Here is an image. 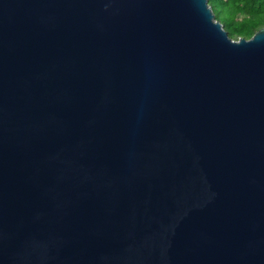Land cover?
I'll use <instances>...</instances> for the list:
<instances>
[{"label":"water","instance_id":"1","mask_svg":"<svg viewBox=\"0 0 264 264\" xmlns=\"http://www.w3.org/2000/svg\"><path fill=\"white\" fill-rule=\"evenodd\" d=\"M0 264H264V27L0 0Z\"/></svg>","mask_w":264,"mask_h":264},{"label":"trees","instance_id":"2","mask_svg":"<svg viewBox=\"0 0 264 264\" xmlns=\"http://www.w3.org/2000/svg\"><path fill=\"white\" fill-rule=\"evenodd\" d=\"M214 12L224 16L221 20L233 37H251L264 27V0H209Z\"/></svg>","mask_w":264,"mask_h":264},{"label":"rangeland","instance_id":"3","mask_svg":"<svg viewBox=\"0 0 264 264\" xmlns=\"http://www.w3.org/2000/svg\"><path fill=\"white\" fill-rule=\"evenodd\" d=\"M218 19H221V20H223L224 19V24L225 25H230V23H226V20H225V18H224V16L223 15H221V14H218ZM228 30H230V29H228Z\"/></svg>","mask_w":264,"mask_h":264}]
</instances>
